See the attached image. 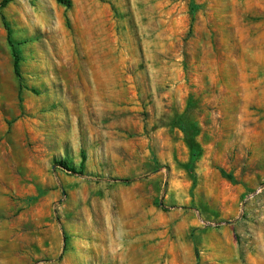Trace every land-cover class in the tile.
<instances>
[{
    "label": "rangeland",
    "instance_id": "374dc122",
    "mask_svg": "<svg viewBox=\"0 0 264 264\" xmlns=\"http://www.w3.org/2000/svg\"><path fill=\"white\" fill-rule=\"evenodd\" d=\"M122 236L264 264V0L0 5V264H121Z\"/></svg>",
    "mask_w": 264,
    "mask_h": 264
},
{
    "label": "trees",
    "instance_id": "16d2710c",
    "mask_svg": "<svg viewBox=\"0 0 264 264\" xmlns=\"http://www.w3.org/2000/svg\"><path fill=\"white\" fill-rule=\"evenodd\" d=\"M12 0H3L1 2V7H4L6 6L9 2H11ZM58 3L60 4H63V5H66V6H70L71 5V0H56ZM6 26V29H7V32H8V42L11 46V49H12V53H13V58H14V62H13V69H14V73L17 77L20 78L21 74H20V54H19V51L16 47V44L14 43L12 37H11V30L9 28V25L8 24H5ZM190 144L191 146H193L192 144V141L190 140ZM60 164L64 167V168H69V162L68 160H64V161H61ZM71 170H74V168H71ZM197 254V257H198V253L196 252ZM198 262H199V259H198Z\"/></svg>",
    "mask_w": 264,
    "mask_h": 264
},
{
    "label": "crops",
    "instance_id": "0c3cea01",
    "mask_svg": "<svg viewBox=\"0 0 264 264\" xmlns=\"http://www.w3.org/2000/svg\"><path fill=\"white\" fill-rule=\"evenodd\" d=\"M126 236H122L121 242L117 244L115 248L116 256H119L121 264H135L136 262L133 261L131 258V246L130 243L128 244L126 240L124 241ZM139 264H162L161 260L153 259V260H140ZM174 264V263H173ZM178 264V263H177ZM198 264V261H197Z\"/></svg>",
    "mask_w": 264,
    "mask_h": 264
}]
</instances>
